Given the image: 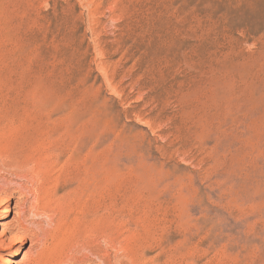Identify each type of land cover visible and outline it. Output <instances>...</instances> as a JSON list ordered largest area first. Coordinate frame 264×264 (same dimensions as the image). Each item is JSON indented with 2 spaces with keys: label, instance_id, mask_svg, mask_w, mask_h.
Here are the masks:
<instances>
[{
  "label": "rangeland",
  "instance_id": "1",
  "mask_svg": "<svg viewBox=\"0 0 264 264\" xmlns=\"http://www.w3.org/2000/svg\"><path fill=\"white\" fill-rule=\"evenodd\" d=\"M137 1L0 0V264H264V0Z\"/></svg>",
  "mask_w": 264,
  "mask_h": 264
},
{
  "label": "bare ground",
  "instance_id": "2",
  "mask_svg": "<svg viewBox=\"0 0 264 264\" xmlns=\"http://www.w3.org/2000/svg\"><path fill=\"white\" fill-rule=\"evenodd\" d=\"M151 1H153V0H138L137 1V3L135 4V11H133L132 13H136L137 15L136 16H138V17H141L142 19L141 20H143V19H145V21L147 22V26H149L148 25V22L150 21V19L152 20V18H149L150 16H151V14L152 13H155L156 14V12H157V10H156V12H154V9H153V7H152V5H151ZM136 2V1H135ZM155 5V4H154ZM133 7V6H132ZM133 9V8H132ZM134 10V9H133ZM154 14V15H155ZM135 15V14H134ZM153 17H155V16H153ZM134 18V17H133ZM135 19V18H134ZM138 19V18H137ZM154 19V18H153ZM140 20V19H139ZM138 20V21H139ZM140 20V21H141ZM137 21V20H136ZM144 21V22H145ZM152 21H154V20H152ZM146 22H145V24H146ZM151 23V22H150ZM153 24V23H152ZM154 25H156L155 23H154ZM151 26V25H150ZM12 213V210H10V209H7V214H11ZM18 243V242H17ZM20 253V251H18L17 249H15L14 251H13V255H18Z\"/></svg>",
  "mask_w": 264,
  "mask_h": 264
}]
</instances>
